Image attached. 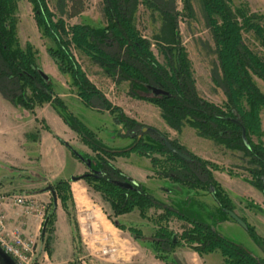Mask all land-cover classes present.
<instances>
[{
    "label": "trees",
    "instance_id": "trees-1",
    "mask_svg": "<svg viewBox=\"0 0 264 264\" xmlns=\"http://www.w3.org/2000/svg\"><path fill=\"white\" fill-rule=\"evenodd\" d=\"M28 1L37 30L52 44L47 48V53L58 71L69 78L71 86L83 102L88 106L95 101L101 104L112 114L116 124L124 126L134 141L125 149H107L92 131L67 111L55 95L50 78H45L36 65L35 52L31 46L26 45L25 49L19 47L14 17L16 0H0V91L14 106L24 110L33 111L35 107L49 104L57 111L63 123L80 138L94 156L90 158L81 154L72 146L66 145L62 139L56 136L54 138L66 147L76 160L86 166L88 172L82 180L104 198L115 218L137 211L141 219H146L149 210L161 211L156 216L159 225L156 226L150 243L157 258L165 260L160 254L162 249L171 251L185 243L199 256L218 252L223 264H264L263 259L226 240L212 226L194 216L190 218L191 214L187 215L177 207L163 205L152 197L144 186L125 176L110 163L116 157L138 154L149 158L152 167H157L159 161L152 156H165V163L161 165L162 171L158 172V175L162 174V178L211 193L221 215L218 222L231 220L225 211H233L234 207L211 173V170L218 171L222 168L199 159L177 142L168 141L166 136L155 129L147 130L150 134L149 140H144L143 135L138 138L135 131L140 128L142 133L143 126L125 116L121 109L112 107L102 97L77 64L70 48L74 46L98 63L108 75H117L120 80L129 81L133 98L158 107L162 118L172 129L178 131L182 122L186 121L200 135L218 140L229 149L243 150L255 166L253 170H248L252 179L249 184L264 196V144L261 141L263 131L260 120V112L264 109V94L252 80V76H255L264 82V56L260 57L251 52L244 45L242 38V33L252 32L264 48V15L250 14L242 3L235 6L233 0H200L222 74L221 87L226 97L222 108L197 95L185 50L179 47L175 40V18L171 13L165 12L164 16L169 22L166 40L173 44V47L160 48L167 64L162 66L155 60L148 41L139 34L132 23L138 0H102L106 22L103 28L86 24L67 27L62 19L55 18L46 0ZM68 2L70 17L82 13L81 0ZM184 8L190 11L189 0H184ZM154 89L165 94L155 95ZM136 92L152 96H140ZM47 130L49 131V128ZM242 130L245 131L248 147L243 143ZM27 137L29 139L31 136ZM251 137L256 139L255 143ZM165 141L189 160L185 161L170 152ZM86 161L90 163L89 167ZM169 164L170 168L167 166L165 169V165ZM118 182H132L133 189H121L116 185ZM70 183V178L59 179L49 187L78 233ZM49 207L50 210L44 218L45 234L53 226L55 219L56 204L52 196ZM172 216L190 226L183 229L179 238L162 225V222ZM241 220L246 223L243 218ZM112 224L119 230L127 231L135 241L142 237L140 230L135 227L125 228L115 221ZM246 231L256 245L262 246V240L252 226L247 224ZM45 234L41 236V240L47 244Z\"/></svg>",
    "mask_w": 264,
    "mask_h": 264
},
{
    "label": "rangeland",
    "instance_id": "rangeland-1",
    "mask_svg": "<svg viewBox=\"0 0 264 264\" xmlns=\"http://www.w3.org/2000/svg\"><path fill=\"white\" fill-rule=\"evenodd\" d=\"M46 1L49 10L55 18L62 19L67 27L86 24L95 28H103L106 25L102 0H81L83 11L76 17L69 16L70 5L68 0ZM240 3L248 9L250 14L264 15V0H233L235 6ZM189 7L190 11H186L184 0H138L132 16V23L139 34L150 44V50L157 63L166 66V60L160 48L173 47V44L166 40L169 22L168 18L164 16L165 12L171 13L175 18V40L178 46L185 50L197 95L203 100L223 108L226 103V97L221 87L222 74L219 68L216 47L211 31L205 21L201 1L189 0ZM14 17L16 19V36L19 47L25 49L26 45L31 46L35 52L36 65L42 73L50 78L55 95L63 103L67 111L92 131L103 147L110 150L129 147L133 143L134 138H131L132 135L129 136L124 126L116 124L113 121L112 114L96 101L92 102L91 106L83 102L71 86L69 78L58 71L47 53V48L51 47L52 44L49 40L43 38L37 30L32 7L28 0H16ZM242 38L244 45L251 52L260 57L264 56V48L252 32L242 33ZM70 48L77 64L102 97L112 107L121 109L125 116L143 126L142 133L140 128L135 131V135L138 138L143 135L144 140H149L150 134L147 130L152 128L166 136L168 141L178 143V133L181 128L185 127L196 131L199 136L210 141L212 148L209 149V159L201 160L222 168L218 171L211 170L213 178L230 199L234 207L233 212L255 229L256 235L262 240V246L256 245V242L246 229L234 221L225 220L218 222L221 215L211 193L197 187H189L185 183H175L169 179L165 180L162 178V174L158 175V172L162 171L161 165L165 163V156L161 157L159 154L152 156V158L159 161L157 167H152L149 158L138 154H129L127 157H123L128 158L131 155L129 160L123 161L131 168L142 167L143 163L151 165V181L146 184L145 189L160 203L167 207H177V209L185 214L187 213V215L191 214L190 218L194 216L197 220L212 226L226 240L264 260V196L259 191L255 193L253 186L252 189L249 188L251 187L249 182L252 179L248 170H253L255 166L251 164L250 158L244 151L241 149H229L218 140L200 135L186 121L182 122V126L178 131L172 129L162 118L158 107L133 98L130 93L129 81L120 80L117 75H108L98 63L75 49L74 46ZM252 80L264 94V82L255 76H252ZM136 94L152 96L141 92H136ZM53 110L57 114V111L47 104L35 107L33 111L24 110L14 106L0 91V136H5L4 129L6 126L16 125H22L24 131L28 132L25 136L30 135V139L33 136V138L37 139L36 136L40 130L48 132L47 128H49L55 131L52 126L50 128V121L48 120V113H52ZM4 117L6 119H3ZM260 120L263 131L261 141L264 144V109L260 112ZM101 128L107 129L108 132L113 131L112 136L115 140L109 142H113L117 145L115 147L120 148H109L113 146L106 144L107 140L104 130L102 131ZM143 128H146V130L143 131ZM60 136L65 140L68 139L67 135L60 134ZM251 140L254 143L256 142L254 137H251ZM71 141L72 147L76 151L93 158L92 151L82 143L77 135ZM128 143L127 147L121 148ZM82 166V169L79 168L76 174H70V176L65 177L69 179L71 176L77 177L87 173L88 170L85 165L83 164ZM165 166L166 169L167 166L170 168L171 165ZM67 171H71L70 165H68ZM39 176H33V179H38L37 183H39L33 191L42 192L43 188L59 180L56 179L51 181L52 183L44 185L41 184L42 180ZM41 176L44 177L42 172ZM0 178L3 180L9 177H5L2 174ZM15 179H17L15 187L13 189L1 188L0 194H32L35 202L47 206L46 212L50 210V192L44 198L36 196L33 191L27 190L23 180L19 182V178ZM80 186L85 189V193L79 188ZM245 189L247 190L245 191ZM70 190L74 203L73 214L77 222L78 233L74 230L73 224L68 221L67 217L66 222L69 231L65 235L58 233L52 235L53 228L50 227L48 233L45 234L47 244L39 240L38 247L33 250L31 264H189L184 258L183 252L190 253L193 250L185 243L171 251L162 249L160 254L165 257V260L156 257L150 243L152 242L156 226L159 225L156 216L161 211L149 210L146 219H141L138 212L134 211L129 213L127 217L118 220L113 216L111 208L104 198L99 193L94 192L85 181L71 182ZM167 190L170 193H166ZM56 208L62 209L59 201H56ZM62 212L64 213L63 210ZM93 215H96V217L94 218ZM108 217L112 220H109ZM113 221L123 225L125 228L129 226L137 228L142 234L141 239L135 241L127 231L115 228L112 224ZM162 225H165L178 238L184 228H190L188 224L175 218V216L168 217L162 222ZM108 248H113L114 251L103 253V250ZM172 253H175V256H172ZM195 259V264H223V259L218 252L201 256L195 255Z\"/></svg>",
    "mask_w": 264,
    "mask_h": 264
},
{
    "label": "crops",
    "instance_id": "crops-1",
    "mask_svg": "<svg viewBox=\"0 0 264 264\" xmlns=\"http://www.w3.org/2000/svg\"><path fill=\"white\" fill-rule=\"evenodd\" d=\"M3 119L6 118L4 117ZM48 120L50 121V128L52 126L55 131L51 129H49L50 132H47L46 130H40L36 136L37 139L33 137L32 139H28L27 136H25V134H28V132L24 131L22 125L5 127V136H0V175L3 174L5 177L8 176L9 178H5L3 180L0 178V189H13L15 187V182H17V179L15 178H19V182H22L23 180L25 187L31 192L36 189L35 186L39 184L37 183L38 179H33V176L35 175H40L39 178L43 182H41V184L45 185L56 179H67L68 177L65 176L76 174V171H78L79 168L82 169L83 164L76 160L71 155L69 150L54 138V136H56L68 143L70 146H73L71 144V140L72 138H76V134H74L62 122L54 110L52 113H48ZM102 131L104 132L105 138L107 140L106 144L108 146H113L109 148H120L115 147L117 145H115L113 142H109L115 140V138L112 136L113 131L108 132V130L104 128ZM60 134H63L64 136L67 135L68 139H63ZM177 141L181 146L185 147L198 158L203 160L209 159L208 153H210L209 149L212 148V144L208 139L199 136L196 131L185 127L181 128L177 136ZM102 143L104 144V142ZM128 145L129 143L121 148L127 147ZM130 157H116L110 161V163L125 176L145 187L146 184L150 183L151 181V165L143 163L142 167L131 168L126 162L123 161L129 160ZM68 165L71 166V171H67ZM41 172L44 174V177L41 176ZM164 179L167 180V178ZM45 188H43V190ZM79 188L84 192L85 189H83L82 186ZM249 188L252 189V186ZM246 190L247 189H245V191ZM253 191L258 193L256 192L258 191L256 189H253ZM33 192L36 196H41L42 198H44L45 195L49 193L48 191L38 192L36 190ZM166 193H170V191L167 190ZM1 212L5 216L6 230L9 232L17 230L23 238L32 241L35 250V248L38 247L39 240H41L42 222L36 220L34 217L26 216L23 214L21 209L12 208L9 206L3 207ZM128 215L129 214L121 215L116 217V219L121 220ZM93 217L95 218L96 215H93ZM66 221V215L62 212V209L60 210L56 208L54 224L52 226V235L57 233L60 235H65L69 231ZM195 255L199 256L193 251L190 253L183 252V256L189 264H195ZM172 256H175V253H172Z\"/></svg>",
    "mask_w": 264,
    "mask_h": 264
},
{
    "label": "built area",
    "instance_id": "built-area-1",
    "mask_svg": "<svg viewBox=\"0 0 264 264\" xmlns=\"http://www.w3.org/2000/svg\"><path fill=\"white\" fill-rule=\"evenodd\" d=\"M5 206L21 209L26 216L34 217L41 222H44L47 206L35 202L30 194H0V248L15 264H31L33 243L23 238L17 230L11 232L6 230L5 216L1 212ZM113 251V248H108L103 250V253Z\"/></svg>",
    "mask_w": 264,
    "mask_h": 264
},
{
    "label": "water",
    "instance_id": "water-1",
    "mask_svg": "<svg viewBox=\"0 0 264 264\" xmlns=\"http://www.w3.org/2000/svg\"><path fill=\"white\" fill-rule=\"evenodd\" d=\"M43 76L45 78H48L47 75H45L44 73H42ZM153 93L155 95H163L165 94L163 91L161 90H155L153 91ZM146 128H143V131H145ZM242 140H243V143L245 144L246 147L249 146L248 142H247V139H246V136H245V131L242 130ZM165 144H166V147L167 149L172 152L173 154L177 155L179 158L185 160V161H188V157H186L184 154H182L180 151H178L177 149H175L168 141H165ZM66 145H69L68 143H66ZM79 159L81 160V158L79 157ZM87 167L90 166V163L88 161L85 162ZM85 174L81 175V176H77V177H71L70 180L72 182H77V181H80L83 179ZM116 185L121 188V189H124V190H132L133 189V184L132 182H118L116 183ZM42 191H48L51 193V196L53 197V200L56 204V197L54 195V193L51 191V188L48 186L46 187L44 190ZM225 213L230 217L231 220H233L236 224L240 225L241 227H243L244 229H247V224L245 222H243L241 220V218H239L235 212L233 211H229V210H226ZM45 228H46V220L43 222V226H42V230H41V236H44L45 234ZM0 264H15L14 261L0 248Z\"/></svg>",
    "mask_w": 264,
    "mask_h": 264
}]
</instances>
